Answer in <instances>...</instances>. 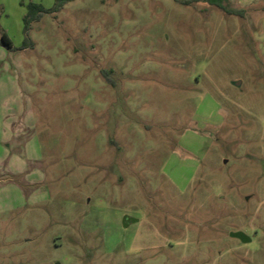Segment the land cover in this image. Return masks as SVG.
I'll return each instance as SVG.
<instances>
[{"label":"rangeland","instance_id":"rangeland-1","mask_svg":"<svg viewBox=\"0 0 264 264\" xmlns=\"http://www.w3.org/2000/svg\"><path fill=\"white\" fill-rule=\"evenodd\" d=\"M206 1L0 0V264H264V11Z\"/></svg>","mask_w":264,"mask_h":264},{"label":"trees","instance_id":"trees-1","mask_svg":"<svg viewBox=\"0 0 264 264\" xmlns=\"http://www.w3.org/2000/svg\"><path fill=\"white\" fill-rule=\"evenodd\" d=\"M74 0H53V6L51 9L46 10L39 4L30 3L27 5L26 15L23 18L24 31H28L29 25L40 20L44 14H52L61 11L65 5L73 2ZM209 5L215 6L228 15H234L240 18H244L245 9L232 10L225 7L226 0H207ZM261 10L264 11V5L261 6ZM0 45L6 49H11L12 45L5 33L0 34ZM104 73V72H102Z\"/></svg>","mask_w":264,"mask_h":264},{"label":"crops","instance_id":"crops-1","mask_svg":"<svg viewBox=\"0 0 264 264\" xmlns=\"http://www.w3.org/2000/svg\"><path fill=\"white\" fill-rule=\"evenodd\" d=\"M233 3H236L241 8H249L254 5H264V0H226Z\"/></svg>","mask_w":264,"mask_h":264},{"label":"water","instance_id":"water-1","mask_svg":"<svg viewBox=\"0 0 264 264\" xmlns=\"http://www.w3.org/2000/svg\"><path fill=\"white\" fill-rule=\"evenodd\" d=\"M131 222H135V220L129 217H123V220H122L123 227H127L128 223H131ZM232 237L238 238L242 241H244L245 239L244 235H242L241 233L232 234Z\"/></svg>","mask_w":264,"mask_h":264}]
</instances>
